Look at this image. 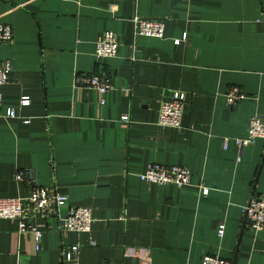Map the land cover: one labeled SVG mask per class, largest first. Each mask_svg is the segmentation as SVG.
Instances as JSON below:
<instances>
[{
    "label": "crops",
    "instance_id": "obj_1",
    "mask_svg": "<svg viewBox=\"0 0 264 264\" xmlns=\"http://www.w3.org/2000/svg\"><path fill=\"white\" fill-rule=\"evenodd\" d=\"M133 16L162 21L163 38L133 36ZM0 23L12 33L0 45L12 66L1 112L16 117L0 118V198L26 196L14 176L28 170L65 197L59 218L73 207L92 218L84 234L46 218L37 249L0 219V264H264V228L251 232L241 216L250 195H264V140L240 155L233 143L251 115L264 116V0H0ZM105 31L116 57L95 59ZM80 73L109 78L103 105L73 86ZM232 87L244 99L227 105ZM172 92L184 94L179 129L157 125ZM149 163L186 168L188 184L140 182Z\"/></svg>",
    "mask_w": 264,
    "mask_h": 264
},
{
    "label": "built area",
    "instance_id": "obj_2",
    "mask_svg": "<svg viewBox=\"0 0 264 264\" xmlns=\"http://www.w3.org/2000/svg\"><path fill=\"white\" fill-rule=\"evenodd\" d=\"M133 36H144L155 39L163 38V24L160 20L141 19L133 16L130 19ZM12 40L11 28L8 24L0 23V45L10 43ZM179 40L173 41L177 45ZM118 44L112 32L105 31L94 44L93 57L95 59H111L116 57ZM12 66L9 61H0V88L6 84ZM72 84L76 88L94 91L98 96V104L103 105V95L110 90V81L107 76L100 74H76ZM244 95L236 88H230L224 95L227 105L243 100ZM28 100L20 98L19 106H26ZM184 94L172 92L162 100L158 108L157 125L160 127L179 129L183 114ZM13 119L15 113L7 109L1 112L0 93V118ZM120 122L127 123L126 116L119 118ZM255 140H264V116L251 115L246 124V135L243 139H235L233 143L238 155L242 148L251 145ZM227 139L223 140L222 149L226 147ZM189 171L177 165L146 164L143 172L137 175L140 182L158 186H172L181 188L189 182ZM14 179L28 189V193L20 198H0V219L17 223L19 233L28 232L32 235L35 249L38 248L41 238L42 224L46 218L55 217L60 231L73 233H88L92 218L90 210L84 207L69 208L64 217H58V210L65 203V197L53 191H47L34 185L33 175L30 171H19ZM208 188L200 186V195H206ZM243 223L253 232L258 233L264 228V195H250L241 209ZM223 225L216 229V236L220 238ZM77 246L66 249L62 255L63 260L69 261L75 254ZM199 264H232L231 261L217 256L205 255Z\"/></svg>",
    "mask_w": 264,
    "mask_h": 264
}]
</instances>
